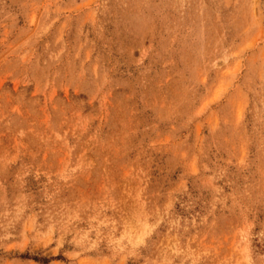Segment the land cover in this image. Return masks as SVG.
I'll return each mask as SVG.
<instances>
[{"label": "rangeland", "instance_id": "374dc122", "mask_svg": "<svg viewBox=\"0 0 264 264\" xmlns=\"http://www.w3.org/2000/svg\"><path fill=\"white\" fill-rule=\"evenodd\" d=\"M0 264H264V0H0Z\"/></svg>", "mask_w": 264, "mask_h": 264}]
</instances>
